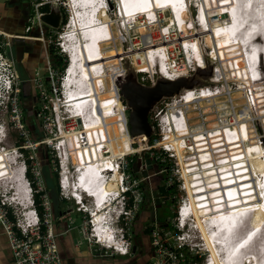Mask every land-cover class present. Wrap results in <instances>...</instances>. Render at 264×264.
I'll list each match as a JSON object with an SVG mask.
<instances>
[{
    "label": "bare ground",
    "instance_id": "6f19581e",
    "mask_svg": "<svg viewBox=\"0 0 264 264\" xmlns=\"http://www.w3.org/2000/svg\"><path fill=\"white\" fill-rule=\"evenodd\" d=\"M117 1L121 6L123 15L121 18L113 20L110 16L111 14L107 13L109 6L108 0H101L100 2L96 0H92L91 2H88V0H82V2H79V0H68V2L72 4L70 8L74 11L71 21L68 24L70 27L74 25V28L70 31L72 34L66 39L64 44L72 52L69 79L66 83L67 90L70 92L74 93L75 91L73 83H76L77 78L75 75L78 73L95 76V80H97V85L99 87L103 86L104 81L106 87H108V83L112 81L111 79L107 81V72L105 73V69L111 68L115 74L118 72L116 76L121 74L122 67L116 60L121 58L125 52L116 47V45H112V41H116L112 32L113 22L118 21L121 25L120 21H123L127 26L133 23L131 22L130 15L136 12H145L150 16L158 17L155 10L156 7L174 4L172 0H144L142 1L144 6L137 7V4L134 5L133 1L129 0L128 3L132 2V4H129L130 7H127L128 3L124 2V0ZM199 2H201L200 7L199 3L195 5L198 8L197 12H200V16H197V14L194 15V17L197 22H199V18H201V23H197L199 29L195 28L194 35L199 39L200 32L205 33L207 44L210 45L211 49H214L213 51L215 53H212L214 59L216 55L218 59L226 60V62L228 60H230L231 63L237 62L242 75L241 78L245 77L244 74L246 72V79L248 80L247 83L249 86H259V82L251 85L252 79L250 77L246 56L248 59L253 57L252 59L255 63H258L259 60L262 62L263 60L264 41L262 40V43H258V39L256 38L257 40H255L254 37L259 34L264 36V26H262V23H264V0H199ZM104 3L107 5L105 6ZM174 9L180 12L178 19H180L181 27L183 29L187 28L186 16L193 17L194 14L190 1L184 0V2H180L179 5H175ZM235 10L237 14H235ZM124 12L129 16L126 17ZM253 16L256 17V21L251 19ZM83 17H88L89 22H86ZM234 18H238L240 23L236 24L237 21ZM92 19L93 21H91ZM172 20L174 24H176L174 17H172ZM247 21L254 26L252 29L255 31H252L251 27L246 28ZM98 28L100 32L99 37H97L98 43L94 41L91 44L88 42L89 40L83 41L82 32H92L98 30ZM245 35H247L246 39H244ZM261 36L259 38L262 39ZM105 37H109V39ZM151 42L152 41H150V43ZM169 42L170 40L151 43L142 50L134 51V66L137 69L148 71H153L155 67H158V70L162 73L172 77L167 72V69L170 67L168 62L164 61L165 57L162 58L160 55L158 56L155 54L153 56L154 60L151 59V56L149 58V54L157 53L158 51H164L166 54ZM104 44L110 45L108 50H104ZM250 46L251 48L254 47V49L250 50ZM141 51L143 52L142 54L139 53ZM196 51L199 53L196 59L200 61V66L204 67L206 61L204 60V55L202 56L200 54L197 44ZM236 51L237 55H235ZM249 55L252 56L250 57ZM130 56L131 55H129V58L132 60L133 57ZM111 60L114 61L112 62ZM197 60L196 62L198 64ZM81 63H83V66H81ZM105 63L106 66L104 69L103 66ZM211 63L214 62L211 60ZM78 67L86 68L87 73L83 68L79 69ZM259 67L260 65L253 68L255 74H262L261 70L258 69ZM100 68H102V72ZM92 69L95 75L91 74ZM221 70L217 69L216 74L219 71L221 72ZM217 76H219V74H217ZM114 78L116 79V77ZM213 80L216 82L221 81L219 77ZM259 80L263 81L264 78L261 77ZM261 85H263V83ZM194 89L195 88L187 89L185 92L194 91ZM112 90L113 92L115 90V92L112 93ZM107 91L110 95V100L114 103L111 110L112 118L108 120V123L105 122L101 126L100 124L90 125L89 121L84 117L85 113L73 116V119L75 118L77 121L76 127H78V130L73 131L76 136L73 143L76 147L75 154L79 157V163L73 158L71 164L73 165L72 168L77 170L75 171V175H79V186H77V181L75 183L77 186L76 196L81 197V194L84 195V193L91 192L90 194L92 195L90 196L95 198V202L93 201V211L96 210V220L97 217H100L98 223H101L100 229L105 232L104 235L99 232L101 241L107 244L119 245L117 234L114 233L110 227L105 228L102 225V223H110L113 220L110 217H104L105 214L102 210L106 209L108 205L110 206L117 203V199L111 198V202L108 200V197L111 195H118L121 190L120 176L115 174L112 175L109 172L111 166L113 164L115 165V155L110 154L112 153V140L114 139L116 141L118 138L117 127L128 142L133 140L137 143H146L147 138L145 135H140L138 137L130 135L127 127L128 117L124 112L121 100L118 98L119 92L116 83L111 89H107ZM185 92L182 94H185ZM223 92H210L205 90L201 95L195 96L194 98L191 97V95H193V93H191L185 100L180 101L174 99L171 105L172 110L164 123L169 122V125L172 126L174 123L177 130H169V126L164 124L166 125L165 128L167 132V136H165L167 139L164 138V141L167 142L165 144H168L169 148L177 151V155L181 157L184 163V176L182 174V177L183 179L185 177L184 187L188 194L189 202L187 203L189 204L186 205L183 219L187 225L197 229L201 234V239L205 241L206 248L210 252L209 259L205 261H208L206 264H239L241 259L245 261L243 256L249 257L247 264H264V212L263 214L262 212H255L257 211V206L264 200V163H262V159H264V149L260 146L261 140H258L259 135L257 136V140H252L256 135H253V133L251 134L253 130L250 128L251 125L248 122L249 120H253L251 108L255 106L257 111L262 109L259 103H263L264 99L257 100L253 93L254 98L252 99L254 103L251 104L249 108H245L243 103L238 102L236 105L240 110L233 114L234 121L231 123L234 124V127L229 128L231 124L229 122V116L231 115L229 110L236 105H234L235 103L232 96H228L226 100L232 102L231 108L230 106L227 107L225 103L218 102L217 98L219 96H224ZM257 92L263 93L264 90L261 91L258 89ZM261 97L263 96L259 95V98ZM73 100L74 103L78 102L75 94ZM205 100L210 102L209 105L211 106L219 105L218 108L222 111L218 115L208 116L203 119L210 121L208 125H205L200 119L197 122L196 119V125L194 126L190 120V110L198 109L200 102ZM62 102H65V100ZM192 104V109H190V105ZM181 105L182 107L179 111V107L177 108V106ZM199 107L202 108V105ZM116 108H118L117 111ZM212 108L215 107L213 106ZM226 108L230 109L228 111L224 110ZM79 109H81V107H79ZM73 110H76V108H73ZM210 112L211 107H207L204 110V113ZM194 115L196 118L198 117V113ZM95 122L96 120L94 123ZM261 123L264 124V119ZM79 125H81V127H79ZM64 134L65 132L61 133V135ZM97 135L100 136L97 138L98 141L92 138ZM82 137H85L86 140ZM90 141H92L93 144L89 143ZM121 143L122 145L120 147H123L124 151L123 140ZM61 145L64 149V140L61 142ZM71 147L73 148L72 144ZM144 148H147V145ZM144 148H142L141 151ZM134 150L131 144V146L126 148L124 156L128 152L133 153ZM136 151L139 150L136 149ZM106 152H109V154H105ZM115 152H117V150ZM102 157L105 158L103 159ZM13 159L15 160V156L0 153V164L3 163L2 166L4 165L3 161L6 160H8L9 164L10 162L15 163ZM63 159L66 161L68 157L64 155ZM94 165L104 167L101 169V173L98 167L94 169ZM4 169H7V167L5 166L1 170ZM1 170L0 174L2 173ZM17 171L18 174L10 172L9 175L12 177L11 180L15 183L19 176L22 183V170L18 167ZM115 171L116 169L114 168L111 173H115ZM92 172H94L95 175ZM251 180L252 183L250 182ZM259 184L262 186L260 187ZM68 187H71V181L68 182ZM16 189L22 197L26 196L23 189ZM24 201L20 199L18 202H21V204L27 207V202ZM117 208L119 207L115 209ZM257 218H260L259 223H257L253 229L248 228L246 230V224L249 222L248 220ZM250 232L253 233L249 234ZM243 239L245 240L243 241ZM238 243H241L240 250H237ZM257 247L258 249L255 250Z\"/></svg>",
    "mask_w": 264,
    "mask_h": 264
},
{
    "label": "built area",
    "instance_id": "2783aa9c",
    "mask_svg": "<svg viewBox=\"0 0 264 264\" xmlns=\"http://www.w3.org/2000/svg\"><path fill=\"white\" fill-rule=\"evenodd\" d=\"M52 1L59 2L66 13H69V22L71 21L72 15L70 16L71 11L69 9L68 0H33L32 10L30 13L31 15L28 18V23L25 28L26 32L35 29L39 32L38 34L43 35L44 22L40 17L43 11L42 8L45 5L50 4ZM121 13V6L120 4H118L112 16L114 17V19L112 17L111 18L113 20L121 18ZM197 14L195 15L200 16V12ZM193 17L191 18L186 16L187 28L184 29L181 27V22L179 24H174L172 18L169 19L168 23H166V18L163 12L158 13V17L155 21L150 20L147 16H145L144 18L143 16H138L135 22L130 23L127 26L123 21H120L121 25L119 24V29L122 33V42L124 41L122 43V46L124 45V43H126V41L124 40L126 38L125 35H129L132 40H135L134 44H138V48H135L134 45H132L133 47H131L137 51L144 49V47L150 45L151 43H159L172 40L167 45L166 54L164 51H158L157 53L149 54V58L151 56V59L153 60V56L155 54L158 56L160 55L162 58L165 57L164 61H167L170 67L169 69H167V72L172 77H169L162 73L160 70H158V67H155L156 69H154L153 71H148L137 69L134 66L138 73L139 81L147 85H155L156 80L160 75L169 79H176L183 75H192L198 70V68H206L207 65H205L204 67L200 66V61L196 59L199 56V53L196 51V44L199 41V43L203 47L202 53H204V60H208V62L214 66L213 76L209 79L208 84L197 87L194 89V91L185 92L187 89L182 91L178 96L175 97L176 100L178 99L180 101L185 100L189 95H191V93H193L191 97L194 98L195 96L201 95L205 90L210 92H217L214 89L216 86H212V83L216 82L213 79L217 77H219V79H223V71L221 70L222 68L219 65H216V62L220 61L221 59H218L216 55L215 59L213 58L212 53H215L213 51L214 49L210 48V45L207 44L204 36L199 40L197 36L194 35V24H200L201 18H199V22H197V20H195ZM151 22L155 23V25L158 26V30H149L147 32L148 34L145 35V32H142V27L147 29L148 25L150 29ZM136 24H139L141 32L138 31V25L136 27ZM64 26L65 24L60 29L50 28L51 34L48 38L49 43L53 44L55 50L57 51L58 49L57 53L60 55V64L57 66L54 65L52 63L53 58L51 59L49 54H47V62L44 67L42 66L38 68V70H36L34 75L31 77V82L35 87L37 96L41 103V106L39 108V115L41 116L42 125L45 131L48 130V127L45 126L43 117L45 116V113H48V103H52L56 93L58 94V103H61L64 100L67 101L72 96L71 93H73L67 90L66 87V83L69 79V69L72 62V52L64 45L66 39L69 37L67 36V34H69L71 30L60 32V30H62ZM57 35H59L61 41L56 42ZM19 36L20 35L8 33L0 28V153L15 156V163H10V169L18 174L17 168L20 167V169L22 170L21 179L23 180V182L21 183V180L18 176L17 181H15L14 183L15 186L13 185L12 187L11 185V187L14 189V195H18L19 193L16 188L23 189V192H25L26 194L27 202V207L23 206L25 208L24 211L18 214L15 211L13 200L10 199L11 196H9V193H7V191L4 193L3 191H1L0 185V222L8 237V242L13 255V264H64L60 253L59 239L60 237L65 236L66 234L71 232L75 227V220L70 214L74 211L81 212L83 214L79 229L84 240L78 238L77 245H83L84 243H86L94 251H98L99 254L103 255L127 256L130 254L131 250L132 227L135 215L140 210L141 204L144 200V188L142 187V185L143 183L147 182L151 183L152 178L163 173L165 169L159 170L158 173H146L142 174L141 177L139 176L138 178H134L131 175H125L126 165L125 163H122L120 161L122 160V158L116 160V168L119 167L120 169H123V171L119 172L121 178V190L118 195L109 196L108 200L112 202V199H117L119 209L116 214L112 213L117 206L114 203L110 206L108 205L106 209L102 210V212H104L105 214L104 217L107 215L108 217L113 219V221L110 222L109 225H106L104 223H102V225L105 228L112 226V229L117 231L119 245L107 244L104 241H101L99 236V232H101L102 235H104L105 232L100 229L101 223H98V221L96 220V210L93 211V206L91 208L87 204L88 199H90L93 204V201L95 202V198H92L90 196L92 195L90 194L91 192L84 193V195L81 194V197L76 196V189L80 183L78 179L79 175H75V178L72 180L74 174L71 173V165H69V163L62 158V141L61 139H59L57 144H54L52 146V149L53 151H55L56 157L58 159L59 173L58 194L60 204L58 207V211L56 212L51 194L45 185L42 172L40 171L36 162H31L30 159L27 158L25 152L22 151L23 148L35 149V146L41 143H45L48 145L49 140L43 139L37 142H32L28 138V131L26 129V122L24 118V110L21 103L22 79L16 67L15 61L7 54V47L11 44V39ZM138 37L139 40L137 39ZM36 38L44 40L43 37L37 36ZM105 38L109 39V37ZM177 38L180 39L176 40ZM183 38H186V41H183ZM150 41L152 42L150 43ZM129 50L130 48L127 50H123V52H128ZM139 53L142 54L143 52L141 51ZM132 56H134V54H132L130 57ZM183 57L186 58V63H184V61H180L183 60ZM119 59L121 60V67L124 72L119 74L118 76L125 74L126 71V67H123L122 61L126 60L125 66L128 60L133 64V59L131 60L128 55H122ZM196 60L198 61V64ZM211 60L214 63H211ZM246 61L247 65L249 66V73L252 79L251 85L257 82L260 83L259 86H249V84L247 83L248 80L246 79L247 76L245 72V77L242 78L245 80V82L241 88L246 90V94L244 96L245 98L247 97V104H249L250 106L254 103V100L252 99L254 98L253 93L257 100L264 99V92H257L258 89H260L261 91L264 90V85H261L264 80H259L261 77H264V74L263 72L262 74H255L253 68L258 67L257 64L254 62H250L247 56ZM192 62L195 63L194 66L192 65ZM225 63L229 64L230 70L234 74L232 77H237L240 79L242 75L240 73L238 63H231L230 60H228L227 62L225 61ZM221 66H225V64L221 63ZM217 69L221 70V72L219 71L217 73L219 74V76H217L216 74ZM100 71L102 72V68H100ZM109 73L110 72H108V74ZM107 81H109V78ZM183 92H185V94H182ZM52 94L54 95V97ZM259 95L263 97L259 98ZM120 99L126 104L122 97H120ZM173 102L174 100L172 101V103ZM159 104L160 102L154 107L153 111L159 106ZM52 108L55 113H57V104L55 105L53 102ZM127 108L128 107L126 105V109ZM234 113L236 112L234 111L230 115L232 116V119L229 120L230 123L234 121ZM69 117H72V114L69 115ZM168 117L169 116H164L162 117V120L159 117V121L163 122L164 124V121L168 119ZM165 124L169 125V122ZM231 127H234L233 123L229 125V128ZM168 129L177 130L174 123L173 126L169 125ZM74 130H78V127L72 125L71 129L67 128V133L71 134ZM62 132L64 133L66 131L63 129ZM19 138H25V144L17 145V140ZM163 138H165V136ZM10 139L14 141L11 142ZM7 140H9V142H7ZM252 140L257 139L256 137H253ZM258 140L260 141V137H258ZM263 143L264 141H262L260 144ZM150 147L151 146H149L148 148ZM163 149L166 152L172 150L168 147V144L166 147L163 146ZM105 154H107V152ZM17 157L18 159H20L19 157L23 158L24 161L19 164L17 162ZM31 160L33 161L32 156ZM94 166L99 167L100 169L104 168L103 166ZM180 178H183L182 174L180 175ZM69 181H71V187H68ZM76 181L78 183L77 186L75 185ZM184 186L185 185L183 181L182 185H179V187H181V189L183 190H186ZM69 201H71L72 204ZM66 202H69L70 205L63 207L62 204ZM187 202H189L188 195H186V199L182 198L181 203L178 202L177 204L176 216L174 217V219L176 218V221L179 222V227H183V225H185L183 214L186 209V205L189 204ZM11 215L13 217H11ZM115 225L119 227L114 228ZM164 230L165 229L160 227L159 224H154L151 230V238L154 250L157 252L159 248H169L168 251L171 252V256L169 257L170 260H172V264H180L181 261H184L186 257L183 256L182 250V248L186 245L185 243L180 242L177 246H172L167 236L168 231L165 232ZM180 234L183 236L184 232L179 233L177 237L181 238ZM183 238L184 240L186 239V237L184 236ZM166 243H169V245H167ZM207 259H209V257L206 258V260Z\"/></svg>",
    "mask_w": 264,
    "mask_h": 264
},
{
    "label": "rangeland",
    "instance_id": "374dc122",
    "mask_svg": "<svg viewBox=\"0 0 264 264\" xmlns=\"http://www.w3.org/2000/svg\"><path fill=\"white\" fill-rule=\"evenodd\" d=\"M96 1L100 2L101 0H96ZM192 1L198 3V0H192ZM200 3L201 2H199V7H200ZM71 5L72 4L69 2V9L71 11L70 12V16L73 15V12H74V11H72V8H70ZM108 8L112 9V10H110V13H112V16H113V13L116 10L115 2L112 1V3H110V6H108ZM163 13H164L165 18H166V23H168L169 19L172 18V16H169L168 12H163ZM112 18L114 19V17H112ZM143 18H144V16H143ZM191 18H192V16H191ZM193 18L195 19V17H193ZM251 19L256 21V17L255 16H253ZM115 20H117V19H115ZM248 22L249 21L246 22V28H248V27L250 28L251 27V29H252L254 26L251 23H248ZM68 23H69V13H67V19H66V22H65V26H64V28L62 30H60V32L61 31H70L71 30V27L68 26ZM195 24H194V27L196 29H199V27L196 26L197 24L196 25ZM137 25H138V31L141 32V29L139 28V24H136L135 26L137 27ZM248 25H250V26H248ZM262 26H264V23H262ZM112 28H113L114 38L116 39V41H112V45H114V46L116 45V47H118L122 51L123 50H127V49L130 48V50L128 52L125 51L126 54L124 53V55H128V57H129V55H132L134 53V51H136L134 48H131V47H133L132 45H134L135 48H138V44H134L135 40L134 39L132 40V38H130L129 35H125L126 38L124 40L126 41V43H124V45L122 46V43L124 41L122 42V35H121L122 33L120 32L118 21L113 22ZM251 29H250V31H251ZM149 30L156 31V30H158V26L155 25V23L151 22L150 23V29H149L148 25H147V29L142 27V32H145V35L148 34L147 32ZM252 31H255V30L252 29ZM71 34L72 33L69 32V34H67V36L70 37ZM199 35H200L199 40L201 39V37H203V36L205 37V33L200 32ZM260 36H261V34L257 35V37H256L258 39V43H262V40L264 41V36L263 35L261 36L262 39L259 38ZM123 37H124V35H123ZM246 38H247V35L245 36L244 39H246ZM256 38H255V40H257ZM137 39L139 40V37ZM178 39H180V38H177L176 40H178ZM183 40L186 41V38H183ZM58 41H61L59 35H57V37H56V42H58ZM171 41L172 40H170V42ZM109 46H110L109 44H104L103 45L104 50H108ZM139 46H141V45H139ZM197 46H198V49L200 51V54L203 56L204 53H202V47H201L202 45L199 43V41L197 42ZM252 49H254V47ZM57 51H58V49H57ZM263 52H264V49H263ZM235 55H237V51L235 52ZM249 56H252V55H249ZM132 57H133V60L135 62L134 56H132ZM114 59H115V57H114ZM227 60H228V58H227ZM111 61L113 62L114 60H111ZM180 61L181 62L184 61V63L187 62L186 58H184V57H183V60H180ZM225 61H221L220 60V61L216 62V65H219L222 68L223 79H221L220 82L212 83V86L213 87L216 86L215 90L217 92H221L222 93L224 91L223 92L224 96H219L217 98V101L220 102V103H225V105H227V107L230 106V108H231L232 107V104H231L232 102H229V101H226V100H227L228 96L229 97L232 96L233 100H234V103H235L234 105H236L239 102V103H243V106L245 108L246 107L249 108V105L247 104L246 98L244 96L246 94V90L241 88L244 85L245 80L242 79V78L239 79L237 77H232L234 74L230 70L229 64H226ZM116 62L117 63L119 62L120 66H121V60L120 59H117ZM125 62H126V60L122 61L123 67H125ZM221 63H224L225 66H221ZM260 64H261V66L258 69H260L261 72H263V74H264V62H263V60H262V62H260ZM40 65H42V64H40ZM192 65L194 66L195 63L192 62ZM81 66H83V63H81ZM105 66H106V63L104 64L103 68ZM78 68L82 69L83 67H78ZM83 69L86 72V68H83ZM154 69H156V68H154ZM108 72H110V73L108 74ZM123 72L124 71L122 69L121 73H123ZM105 73H106L107 80H108V78L112 80L111 82L108 83L109 86L111 85L110 87L109 86L106 87L105 81L103 83V86L99 87L97 85V80H95V76H91L90 74L85 75L83 73H78L77 75H75L76 78H77V81H76L75 84L73 83L75 91H74V93H72V96L70 97V99H68L65 102L58 103L59 99H58V94L56 93L55 97L53 98L52 103L51 102L48 103V105H49L48 113H45V116L43 117V120H44L45 126L48 127L47 132L50 135L46 136L44 138V140L45 139L49 140V143H48L49 146H50V147L48 146L49 148H52V146L54 144H57L59 139H61V141L64 140V149H65V151H64L63 146H62V148H61L63 150L62 151V156H63V158H64V155H66L68 157V159H66V161L69 163V165L71 164V160L73 158L76 160V162L79 163V157H77L76 154H75L76 153V147H75V145L73 143L75 141V137L76 136L74 135L73 132L71 134L67 133V128L71 129L72 125L73 126L77 125L76 124L77 121H76L75 118H74L75 120L73 119V116H75L76 114H81V113L84 114L85 113L84 117L89 121L90 125H93V124H98L99 125L100 124V126L103 125V123H105V122L108 123V120L112 118L111 110H112V107H113L114 103L112 102V100H110V95L108 94L107 89H111L115 85V80L116 79L114 77L117 78L116 74L118 72L115 74L112 71L111 68H108L107 70L105 69ZM91 74L95 75L93 69H92V73ZM263 85H264V82H263ZM102 87H104V88H102ZM114 92L112 90V93H114ZM74 94L76 95V98L78 99L77 103H74V100H73ZM241 97H243V98H241ZM174 99H175V97H164V98H162L161 101H160L159 106L157 108H155V110L152 112V115L150 116V120H151L152 124L154 125L155 131L152 134L151 139L147 140L146 143H135L134 144L135 146H137L139 144V149H138L139 151H136V149L134 148L135 150H134L133 153L128 152L124 156V152H125L126 148L131 146V145L126 140V138H124L123 133H121L120 129L117 127L118 138H117L116 141L113 139L112 140L113 144L111 145V150H112L113 154L115 155V157H114L115 165L113 164L111 166L109 172L112 175L115 174V175L120 176L119 172H118V170L116 168V160L117 159L119 160L120 158H122V160H120V161L122 163H125V165H126L125 175H131L134 178H138L139 176L141 177L142 174H146V173H151V174L158 173L159 170L165 169V171L163 173H161V175L164 176L163 182L167 183V185H170V184L175 185V187H176L175 191L177 193L175 195L176 201L181 203V199L182 198L186 199V195H188L186 190H183V189H181V187H179V185H182V182L185 179V177H184V179L180 178L181 174H183V176H184V171H183L184 163H183L181 157L179 155H177L178 154L177 151L171 150V151L166 152L163 149V146L164 147L167 146V144H165L167 142L164 141V138H163L164 136H167V132H166V128H165L166 125H164L165 123L163 124V122L159 121V117L162 120V117L169 116V114H170V112L172 110V108H171L172 107L171 106L172 105V101ZM53 102H54L55 105L57 104V106H58L57 113H55V111L52 108ZM209 103L210 102H208L207 100L201 101L200 104L198 105V109H196V110L192 109L193 104L190 105L191 106L190 109H192V110H190V114H191L190 120H191V123L194 126L196 125V123H195L196 119H197L196 120L197 122L200 119V120H202L205 123V125H208L210 123V121L203 120V119L207 118L208 116L218 115L222 111V110H220L218 108L219 105L218 106L213 105L215 108H212L213 106L209 105ZM124 105L126 106L125 103H124ZM201 105H202V108L199 107ZM260 105H261L262 109H260L258 111L255 108V106L253 108H251V114L253 115V120H249L248 122L251 125L250 128L252 130H254L252 133L256 135V139H257V136L259 135L258 137H260V140L262 142V141H264V124L261 123V122L264 119V109H263L264 108V101H263V103H259V106ZM79 107H81V109H79ZM181 107H182V105L181 106H177L178 109H181ZM207 107H211V112L210 113H204V110ZM73 108H76V110H73ZM234 108H235V110H234ZM229 109L226 108L224 110L228 111ZM117 110H118V108H116V111ZM238 110H240V109L236 105L231 110H229V112L232 114L234 111L237 112ZM261 111H263V112H261ZM126 112H127V117H128V120H129L130 109L127 108ZM195 113H198V117L197 118L194 115ZM68 114L69 115L72 114V117H69ZM117 115H118V112H117ZM84 117H82V118H84ZM231 117L232 116H229V119H232ZM60 119H61V121H60ZM95 120H96V122L94 123ZM59 121H60L61 124H63V129L66 131L64 135L58 134V131L56 129V126H58ZM258 124H259V126H258ZM79 127H81V125H79ZM52 134L54 136L53 138L50 137ZM99 137L100 136L97 135L96 137H92V138L97 139ZM80 138L78 139L79 140V144H80ZM82 138H84L86 140L85 137H82ZM165 139H167V137ZM122 140L124 142V151H123V147H120L122 145V143H121ZM10 141L13 142L14 140L12 141L10 139ZM96 141H98V139ZM148 141H150V142H148ZM7 142H9V140H7ZM115 142H116V144H115ZM89 143L93 144L92 141H90ZM71 144L73 145V148L71 147ZM146 145H147V148H144ZM149 146H151V147L148 148ZM260 146H261V148L264 149V143L260 144ZM142 148H144V149L141 151ZM116 150H117V152H115ZM44 153H45V150H42V156L44 155ZM108 154H109V152L107 153V155ZM42 156H40V157H42ZM149 157L152 160V162L149 161ZM185 157H186V155H185ZM19 158L20 159H18V157H17V162L20 164L24 160L21 157H19ZM102 158L104 159L105 157H102ZM13 160H11V161H13ZM158 160L161 161V163H162L161 167L159 169L157 167L158 165H156ZM3 162H4V165L7 167V169H4L5 171L1 170L5 166L4 165L2 166L3 163L0 164L1 165L0 170L2 171V173L0 174L1 191H3V193L6 192V191H7V193H9V196H11L10 199L13 200L15 211L18 214H20V213H22V211H24L25 208L23 207L24 204H21V202H18V201H20V199L24 201V199H25L24 202H26V196L22 197L19 193H18V195H14V192H13L14 189L12 188L14 183H13V180H11L12 177L9 175L10 172L13 173V174H14V172L10 169V164H9L8 160L3 161ZM262 163H264V159H262ZM114 168L116 169L115 173H111V171H113ZM70 169H71V167H70ZM122 171H123V169H122ZM71 173L74 174V177L72 178V180H73L75 178V172L73 171V169H71ZM15 174H16V172H15ZM250 182L252 183V180ZM11 185H12V187H11ZM14 186H15V184H14ZM261 186L262 185H260V187ZM179 193H180V195H179ZM69 202L71 203V201H69ZM69 202H66L63 205L64 206H68V205H70ZM87 204H88V206H90L92 208L93 204L90 201V199L87 200ZM115 204L117 205L116 207H118V203H115ZM168 205L169 204H167V206L162 205V208H161V212L163 214H165V215L168 212H170V210L168 209ZM257 207L259 209L256 208L257 211H255V212L256 213L262 212V214H263V212H264V200ZM93 209H94V206H93ZM118 209L119 208L115 209L114 212H112V213L116 214L118 212ZM71 215H72L73 218H75L76 224L81 222V219L79 220V215L78 214L72 213ZM254 215H255V213H254ZM175 216H176V214H175ZM175 216L173 214L172 227L164 230L165 232L168 231L167 236L169 238V242L171 243L172 246H177L178 243H180V242L185 243V245L189 247V251L192 252L193 255L194 254H198L199 258L201 259L200 261H195V260H192L190 258V260L188 261V260H186V257H185V260L181 261L180 264H206V263H208V261L207 262H205V261H206V258H208L210 256V252L206 248L205 241L203 239H201V234L199 233V231H197V229H194L190 225L189 226L186 225L185 228L179 227L178 226L179 222L176 221V218L174 219ZM107 218H109V217L107 216ZM99 219H100V217H97V221ZM248 221L249 222H247V224H246V230L248 228L249 229H253L257 225V223H259L260 218L251 219V220H248ZM190 222L192 223L191 220H190ZM107 224L109 225V222H106V225ZM109 227L111 228V230L114 233L117 234V231L112 229V226H109ZM118 227L119 226H117V225L114 226V228H118ZM182 232H184L183 236L186 237L185 240H184V238H183V236L181 234H180L181 238L177 237L178 234L182 233ZM252 233L253 232H250L249 234H252ZM74 234H75V237H78L79 239H83L84 240L83 236L77 230L74 231ZM241 243H238L237 250L241 249V246H240ZM86 246L87 245L84 244L81 249H86L87 248ZM257 249H258V247L255 248V250H257ZM168 250H169V248L162 247V248H159L157 250V252L153 251V254H152L153 257L150 258V261H149L148 264H172V260H170V257H169V256H171V252L168 251ZM184 254L185 253L183 251V256H184ZM243 257H244L245 261L241 259L239 261V264H247L249 257L248 256H243Z\"/></svg>",
    "mask_w": 264,
    "mask_h": 264
},
{
    "label": "flooded vegetation",
    "instance_id": "af4514ba",
    "mask_svg": "<svg viewBox=\"0 0 264 264\" xmlns=\"http://www.w3.org/2000/svg\"><path fill=\"white\" fill-rule=\"evenodd\" d=\"M65 11V10H64ZM66 12V11H65ZM31 13V12H30ZM31 14L25 15L22 17L20 24H17V32L13 33L16 35H20L19 37L13 38L12 48L11 52L13 54V59H15V63L18 64L21 68H23L24 72L25 67L27 65V62L25 61V56L27 55V51L29 52V48L32 45H35L36 43L48 42V48L43 53V59L38 63V66H43L47 62V54L52 59V63L54 65L60 64V55L55 50L53 44L49 43V36L51 34V29L46 24L43 23V35L38 34L39 32L37 30H30L29 32H26V26L28 23V18ZM66 22V21H65ZM64 22V24H65ZM43 37L44 40L37 39L36 37ZM55 56V57H54ZM42 64V65H40ZM36 70L38 67L35 68ZM53 95V94H52ZM54 97V95H53ZM24 101L28 102L27 105H24ZM22 107L24 110V118L26 122V129L28 131V138L32 142H37L40 140H43L46 136L50 135L47 131L44 130L42 125L41 116L39 115V108L41 106L40 100L37 96L36 91L33 90L31 97L29 98H21ZM26 106V107H25ZM30 116L31 120L28 121L27 116ZM37 121L38 126H33L34 121ZM10 130V128H9ZM12 130V129H11ZM53 138V134L50 136ZM131 141V140H130ZM26 139L25 138H19L17 140V145H23L25 144ZM130 145L132 142H129ZM49 144L41 143L37 146H35V149L33 148H23L22 151L25 152L28 159H30L31 162H36L37 166L39 167L40 171L43 174L44 182L49 190L50 194H58L59 188H58V159L56 157L55 151H53L52 148L48 147ZM42 150H45L44 155L42 156ZM111 155L113 154L110 153ZM31 156L33 158V161L31 160ZM42 156V157H40ZM29 161V162H30ZM71 165V164H70ZM73 165H71V169ZM77 171L74 169V172ZM163 175H157L152 178L151 183H143L142 187L144 188V200L141 204L140 210L135 215L133 227H132V243H131V250L130 254L127 256L134 257L137 256H147V257H153V242L151 238V228L154 226L155 223L159 224L160 227H167L172 226V218L173 214H176L177 209V201H176V191L174 190V194L171 195H164L162 191L160 190L161 185H163ZM172 184L168 185L171 186ZM167 186V187H168ZM175 187V185H173ZM153 192V193H152ZM155 193V194H154ZM173 193V189H172ZM59 195V194H58ZM170 212H168L166 215L161 212L162 205L167 206ZM175 216V215H174ZM162 218V221H161ZM139 221V225L136 224V221ZM66 234L65 236H67ZM65 236H62L64 238ZM65 241L63 243L64 249H63V256H67V248L68 243L65 245ZM153 248V249H152ZM144 249V251H143ZM100 256H110V255H103L100 254ZM136 260V262H135ZM149 260L145 261L144 257L141 259H135L134 261L128 263V264H147Z\"/></svg>",
    "mask_w": 264,
    "mask_h": 264
},
{
    "label": "water",
    "instance_id": "95a60500",
    "mask_svg": "<svg viewBox=\"0 0 264 264\" xmlns=\"http://www.w3.org/2000/svg\"><path fill=\"white\" fill-rule=\"evenodd\" d=\"M47 7H49L48 10H46ZM42 10L41 20L50 28L60 29L67 19L66 12L57 1H52L50 4L45 5ZM12 41L13 39H11V44L7 47V54L13 59L14 57L11 52ZM206 65V68H198L192 75H183L176 79H169L160 75L155 85H147L139 81V76L134 65L128 60L125 66V74L117 77L116 85L119 96L124 99L127 107L130 109L129 120L127 122L130 135L133 137L145 135L147 140H150L155 131L150 121V115L154 107L164 97H176L186 89L208 84L209 79L213 76L214 66L208 60L206 61ZM16 67L22 79V97L23 99H27L31 97L33 90L36 91L35 87L31 82V77L28 74L25 75L26 71L24 72L23 68L18 66V64H16ZM27 104L28 102L24 101V105ZM27 119L28 121L31 120L29 115ZM37 124L35 120L33 126H38ZM51 198L57 212V205L60 204L59 195L57 194L56 198L51 194Z\"/></svg>",
    "mask_w": 264,
    "mask_h": 264
},
{
    "label": "crops",
    "instance_id": "0c3cea01",
    "mask_svg": "<svg viewBox=\"0 0 264 264\" xmlns=\"http://www.w3.org/2000/svg\"><path fill=\"white\" fill-rule=\"evenodd\" d=\"M33 0H0V28L5 30L8 33H18L17 24H20V21L23 16L30 14L32 9ZM49 7L46 8L48 10ZM43 40V39H41ZM13 43V41H12ZM48 48V42L36 43L35 45L30 46L29 52L25 56V61L27 65L25 67V75L28 74L29 77H32L36 71L38 63L43 59V53ZM38 70V69H37ZM63 205V204H62ZM59 207V205H57ZM63 207H65L63 205ZM79 215V220H82L83 214L81 212H71ZM75 220V218H74ZM139 221H136V224L139 225ZM81 223V222H80ZM80 223H74V228L71 232L68 233L64 238L59 239L60 244V253L63 259L64 264H128L135 259H141L144 257L145 261L149 260L152 257L147 256H130L116 255V256H100L98 251H94L86 243L87 248L81 249L84 245H77L78 237H75L74 231L77 230L80 233ZM81 234V233H80ZM68 243L67 256H63V243ZM144 251V249H143ZM136 262V260H135ZM149 263V262H148ZM147 263V264H148ZM0 264H13V255L8 242V237L5 233V230L0 222Z\"/></svg>",
    "mask_w": 264,
    "mask_h": 264
},
{
    "label": "clouds",
    "instance_id": "9594fccd",
    "mask_svg": "<svg viewBox=\"0 0 264 264\" xmlns=\"http://www.w3.org/2000/svg\"><path fill=\"white\" fill-rule=\"evenodd\" d=\"M92 0H88V2H91ZM112 1L113 2H115V8L117 7V5L119 4L118 3V1L117 0H108V5L110 6V3H112ZM128 1L129 0H124V2H126V3H128ZM133 1V3H134V5H136L137 4V7H141V6H144V4H143V2L142 1H144V0H132ZM173 1V5H170V6H168V5H161V6H159V7H156L155 8V10H156V13L158 14V13H160V12H168V14L170 15V16H172V17H174L175 18V20H176V23L177 24H179L180 23V19H178V15L180 14V12H177L175 9H174V7H175V5H179V3L180 2H184V0H172ZM190 1V5L193 7V11H194V14L193 15H195V14H197V13H199V12H197V7H196V3L197 2H193L192 0H189ZM79 2H82V0H79ZM105 4V6L107 5L106 3H104ZM132 4V2H129L128 4H127V7H130V5ZM107 9V8H106ZM110 10H112V9H107V13H109V14H111L110 16L112 17V13H110ZM138 10V9H137ZM124 14L126 15V13L124 12ZM235 14H237V12H236V10H235ZM66 15H67V13H66ZM121 15H123L122 13H121ZM129 15H126V17H128ZM138 16H147L148 18H150V20H153V21H155L156 20V18L157 17H155V16H150L148 13H145V12H142V13H138V12H136V13H134L133 15H130V18H131V22H135V20L137 19V17ZM84 18V20L86 21V22H89V19H88V17H83ZM82 18V19H83ZM236 21H237V23L236 24H239L240 23V20H238V18H234ZM66 21V20H65ZM91 21H93V19L91 20ZM90 21V22H91ZM70 23V22H69ZM64 25V24H63ZM73 25V24H72ZM74 28V25L71 27V30ZM99 35H100V32H99V30H94V31H92V32H82V38H83V41H85V40H89L88 42L89 43H93L94 41L95 42H97V37H99ZM246 36V35H245ZM102 37H104V36H102ZM257 37V35H255V37L254 38H256ZM105 40V39H104ZM98 43V42H97ZM249 49L251 50L252 48H251V46L249 47ZM251 57V56H250ZM252 58H249L248 60L250 61V62H254L253 60H251ZM263 62H264V56H263ZM255 63V62H254ZM257 64V66H261V64H260V60L258 61V63H256ZM56 129H57V131H58V134H60L61 135V133H62V130H63V124L61 125V123H60V121H59V123H58V126H56ZM99 168V167H98ZM94 169H95V166H94ZM100 169V168H99ZM122 171V169H120L119 167H118V172H121ZM93 174H94V172H92ZM100 173H101V169H100ZM95 175V174H94ZM187 224L185 223V225H183V227H185ZM189 226V225H188ZM249 238V237H248ZM246 239V238H245ZM245 239H243V241L245 240Z\"/></svg>",
    "mask_w": 264,
    "mask_h": 264
},
{
    "label": "trees",
    "instance_id": "16d2710c",
    "mask_svg": "<svg viewBox=\"0 0 264 264\" xmlns=\"http://www.w3.org/2000/svg\"><path fill=\"white\" fill-rule=\"evenodd\" d=\"M115 91V90H114ZM117 96H118V92H117ZM118 98L120 99V97L118 96ZM121 100V99H120ZM121 102H122V100H121ZM122 106H123V109H124V112H125V114H127V109H126V106L124 105V103L122 102ZM131 142H132V145H133V147L135 148V149H139V144L137 145V146H135L134 144L135 143H137V142H135V141H133V140H131ZM149 161L150 162H152V160L150 159V157H149ZM161 161H157V164L156 165H158L157 167H158V169L161 167ZM167 185V183H165V182H163V185H161V187H160V190L162 191V193L164 194V195H171V194H174V190H175V188L176 187H174L173 185H171V186H168ZM172 189H173V193H172ZM177 194V193H176ZM56 195V196H55ZM179 195H180V193H179ZM53 196L54 197H56L57 198V193L55 194H53ZM175 215V214H174ZM11 217H13L12 215H11ZM161 221H162V218H161ZM172 226H167V227H163L165 230L166 229H168V228H171ZM153 228V227H152ZM152 228H151V230H152ZM150 234H151V231H150ZM162 236H163V233H162ZM167 245H169V243H166ZM154 247V246H153ZM173 248V247H172ZM153 249V248H152ZM182 250L184 251V256H186V260H190V258L192 259V260H195V261H200L201 259L199 258V255L198 254H192V252H190L189 251V247L188 246H184L183 248H182Z\"/></svg>",
    "mask_w": 264,
    "mask_h": 264
}]
</instances>
